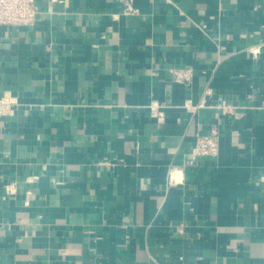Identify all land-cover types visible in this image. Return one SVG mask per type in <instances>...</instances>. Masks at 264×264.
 Wrapping results in <instances>:
<instances>
[{"label": "crops", "instance_id": "crops-1", "mask_svg": "<svg viewBox=\"0 0 264 264\" xmlns=\"http://www.w3.org/2000/svg\"><path fill=\"white\" fill-rule=\"evenodd\" d=\"M131 1L0 25V264H264V0Z\"/></svg>", "mask_w": 264, "mask_h": 264}, {"label": "built area", "instance_id": "built-area-1", "mask_svg": "<svg viewBox=\"0 0 264 264\" xmlns=\"http://www.w3.org/2000/svg\"><path fill=\"white\" fill-rule=\"evenodd\" d=\"M123 13L125 15L138 13V9L131 0H123ZM36 19L35 0H0V25L7 26H26L31 25ZM177 79L189 82L193 76L190 68L172 70ZM14 104L12 98L2 95L0 96V116L6 115L11 111ZM151 109L157 115H162L159 102L153 100L150 104ZM188 106V104H187ZM218 108L227 113L236 111L237 106L222 102ZM220 151V131L213 127L207 135H197L195 145L191 152L190 163L194 164L199 158L204 156H217Z\"/></svg>", "mask_w": 264, "mask_h": 264}]
</instances>
